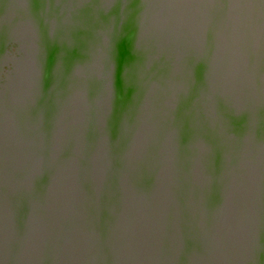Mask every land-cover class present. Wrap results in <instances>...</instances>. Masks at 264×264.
Instances as JSON below:
<instances>
[{"label": "water", "instance_id": "95a60500", "mask_svg": "<svg viewBox=\"0 0 264 264\" xmlns=\"http://www.w3.org/2000/svg\"><path fill=\"white\" fill-rule=\"evenodd\" d=\"M0 264H264V0H0Z\"/></svg>", "mask_w": 264, "mask_h": 264}]
</instances>
